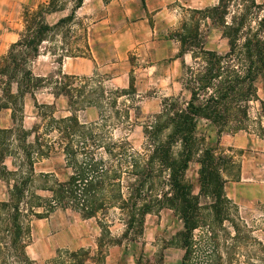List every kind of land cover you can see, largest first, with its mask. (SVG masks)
I'll return each instance as SVG.
<instances>
[{"label": "rangeland", "instance_id": "obj_1", "mask_svg": "<svg viewBox=\"0 0 264 264\" xmlns=\"http://www.w3.org/2000/svg\"><path fill=\"white\" fill-rule=\"evenodd\" d=\"M211 1H216L215 6L220 3V0ZM227 1H230L227 16L229 25L232 24L233 18L246 16L244 30L259 29V23L264 18V0H255L256 5L251 4L250 0ZM187 2L177 1V6L181 7L184 15V23L178 32L185 33L182 31L184 25L192 30L198 24L206 42V49L221 54L228 52V40L222 37V27L213 26L210 19L204 22L207 16L210 17V13L204 9L201 14H196L195 10L187 6ZM66 5L64 12L47 15L46 21L55 25L60 19L69 16L73 4L68 2ZM214 5L212 6L215 7ZM142 7L147 8V0H85L75 20L56 32L52 39L44 44L40 57L28 67L35 80H43L36 82L38 88L35 97L27 95L23 99V110L15 107V122L12 119V110L2 111L0 115L1 128L14 130L10 141L0 146V155H7L6 166L9 171L18 172L23 163L22 158H26L23 153L24 146L33 144L32 130L35 126H38L39 134L43 135L48 147L41 154L35 152L36 148L33 150L36 175H53L60 181L67 180L71 170L66 165L67 157L62 150V144L68 143H71L75 150L81 148L88 153L87 157L79 154L78 158H97L107 163L115 158H127L128 161L140 158L143 162L151 157L153 148L146 130L150 131V126L156 124L155 116L163 114L166 100L177 99L181 109H185L190 99L185 67H192L194 59L191 54L188 55L182 72L171 75L169 80L168 72L171 70L161 59L165 46L162 43L152 45L147 42L150 34L143 26L133 24L140 20L139 11L144 14ZM37 10L34 5L24 8L22 31L25 13ZM136 37H142L143 43H135ZM103 39L106 41H102ZM95 42L105 47L103 51H95V55L98 53L99 64L108 62L107 50L113 49L114 59L111 61L115 66L112 72L118 74L119 78L126 75V88L121 86L120 81L116 86L113 83L114 74L99 70V65H96L91 74L71 75V79L63 80L62 76L66 73L64 64L77 58L91 60L93 54L90 46H94ZM2 59L3 57L0 61ZM151 66H155V73H152ZM198 68L193 66L194 70ZM102 69L104 70V67ZM61 82H65L68 88L60 87ZM65 90L71 92V104L68 97L55 96L56 92L61 94ZM209 94L202 97V100H206ZM1 95L0 84V98ZM257 95L258 101L249 104L248 120L241 125V131L236 133H239L242 142L241 149L231 147L229 142L225 141L232 140L230 137H235V133H225L218 138V128L210 125V121L201 120L198 124V138H205V144L208 143L209 146L212 142V146L217 148L216 155L229 160L228 164L221 166V174L225 180V194L230 203L222 207V223L214 220L210 208L213 204L210 189L207 190V195L204 190L201 191V165L198 156L194 158L185 178L192 194L199 198L204 220L202 226L194 233L189 264H264V200L251 198L247 194L250 189L259 191L260 185L264 186V169L250 164L253 167L246 166L245 171L243 170L244 158H258L261 155L264 158V78L257 83ZM81 100L83 101L80 104ZM87 101L95 104L91 106ZM73 115L79 119L82 129L80 133L73 132L69 141L61 140V135L55 130H46L47 126L54 125L53 120ZM22 130L31 133L25 140L22 139ZM168 134L169 131L164 132L162 140H165ZM173 149L174 153L181 151L179 144ZM157 170L160 169L155 166V175ZM244 173L247 175L245 179L242 178ZM160 175L161 179L156 180L154 188L150 185L147 188V193L151 192L150 196H159L161 192L169 190L165 185L169 173L160 172ZM238 183H241L242 190L238 189ZM36 185L38 188L43 186V181ZM36 192L43 197L49 196L40 189H36ZM8 198V187L0 178V204ZM24 213L26 217L23 221L31 229L28 253L38 264H54L58 260L64 263L85 260V264L184 262L185 241L180 235L184 222L169 207L146 216L144 234L138 240L133 237L123 238L125 224L120 219V210L116 207L110 208L105 221H102L104 214H100L97 219L83 220L71 211L58 210L48 214L47 209L38 210L37 214L48 216L44 219L26 214L25 211ZM102 224L106 227L102 228ZM1 226L0 224V239H3L6 235L1 233ZM104 228L110 233H106ZM116 241H121V244ZM6 262L4 264L13 263L11 259Z\"/></svg>", "mask_w": 264, "mask_h": 264}, {"label": "trees", "instance_id": "obj_2", "mask_svg": "<svg viewBox=\"0 0 264 264\" xmlns=\"http://www.w3.org/2000/svg\"><path fill=\"white\" fill-rule=\"evenodd\" d=\"M68 2L73 4L70 15L60 19L57 24L50 25L46 16L64 12ZM84 2L85 0H50L38 7L36 12L25 13L24 30L19 40L0 61L3 98H0V114L3 110H12V119L15 122V107L23 110V99L27 95L35 97L37 83L43 80H35L31 69L28 68L29 64L40 57L44 44L48 43L56 32L75 20ZM229 2L220 0L218 6L206 9L210 17L207 16L204 20L205 22L210 19V24L222 27V37L228 40L229 45L225 54L206 49V42L198 24L192 30L184 25L186 29L182 31L185 33L177 32L173 35L181 45L180 56L191 54L194 59L193 66L199 68L194 70L193 66L185 67L190 92L185 109H181L177 99L166 100L163 114L155 116L156 124L150 126V131L146 130L153 148L151 157L146 161L142 162L140 158L130 159L131 161L127 158H115L107 163L97 158H78L79 154L87 157L88 153L81 148L75 150L72 144L68 143L62 144V150L67 157L66 165L71 170L68 179L60 181L53 175H36L32 156L35 152L44 153L48 148L43 135L39 134L38 126L32 130L33 144L23 148L26 158H22L23 163L18 172L9 171L6 166L7 155H0V178L6 182L9 196L7 201L0 204L1 233L6 235L0 239V264H4L8 259L12 260V264H38L27 255L31 229L23 221L26 217L24 211L38 219L48 218L37 214L40 209H47L48 214L58 210L71 211L83 220L97 219L100 214H104L102 221H105L112 207L120 210V219L125 224L123 238L133 237L135 240L144 234L148 214L168 207L174 210L184 222V229L180 232L186 249L182 264H189L194 233L202 226L204 220L199 198L192 194L185 178L194 158L198 156L201 165V191L204 190L207 195V190L210 189V197L213 199L210 208L214 220L222 223V207L230 203L225 194V180L221 174V166L228 164L229 160L216 155L217 148L212 146V142L209 146L208 143L205 144V138H198V124L201 120L210 121V125L218 128V138L225 133L236 134L241 131V125L249 117V104L259 99L257 83L264 78V18L261 19L257 31L244 30L246 16L233 18L232 24L229 25ZM250 2L255 4V0ZM203 11L194 12L201 14ZM62 78L66 81L71 79V76L63 74ZM60 87L68 88V85L61 82ZM70 94L71 92L65 90L61 94L56 92L55 96H66L71 104L73 100ZM208 94L207 99L203 101L202 97ZM86 103L91 106L95 104L89 101ZM50 108L52 107H45ZM52 124L54 125L47 126L46 130L57 131L61 140L66 141L71 139L73 132L80 133L82 129L79 119L74 115L53 120ZM13 131L3 129L0 125V146L10 141ZM166 131H169V134L162 140ZM30 134L22 130V139L25 140ZM217 143L218 141L216 145ZM176 144L180 145L179 153H174ZM35 148L37 151L33 153ZM126 163L128 165L124 166ZM155 166L160 169L156 171L157 175L154 174ZM166 171L169 175L165 185L169 190L161 192L159 196H150L151 192L147 193L148 186L153 189L156 180L161 179L160 172ZM41 181L43 186L38 188L36 184ZM36 189L47 192L49 196L38 195ZM103 227L106 226L102 224ZM104 231L110 233L108 229L104 228ZM116 243L121 244V241ZM85 263V260L70 263L58 260L54 264Z\"/></svg>", "mask_w": 264, "mask_h": 264}, {"label": "crops", "instance_id": "obj_3", "mask_svg": "<svg viewBox=\"0 0 264 264\" xmlns=\"http://www.w3.org/2000/svg\"><path fill=\"white\" fill-rule=\"evenodd\" d=\"M47 0H0V58L5 57L10 47L15 44L19 38L20 34L22 33V14L24 8L26 7H36L38 8L39 5H42ZM137 1V0H134ZM177 1L182 2V0H147V8L144 10V14L140 12V20L136 21L135 25H141L143 28L150 34V38L147 42H150L152 45H157L162 43L165 46L162 55V61L167 64V67L171 70L168 72V79L171 80V75H177V73L182 72L183 65L190 54H186L184 57L180 56V43L177 39H174L173 33H177L178 30L182 27L184 23V15L183 10L180 6H177ZM187 6L192 8V10H204L210 7H213L216 3L211 0H186ZM184 6V5H182ZM215 6V5H214ZM110 33V32H109ZM127 33V32H126ZM111 40V38H110ZM101 41V40H100ZM106 41V40H102ZM135 43L142 44L143 39L142 37L134 38ZM100 43V42H99ZM98 43L95 42L94 46L91 47L92 51V59L87 58H77L72 59L71 62L65 63L63 66L64 73L66 75H88L94 72L96 69V65H99V70L107 71L109 74H114L113 83L117 86L118 81H120L121 86L126 88L128 85L125 84L126 75L122 78H119V75L112 72L113 67L115 64L111 61L114 59L113 57V49L108 48L107 58L108 62L106 61L104 64L98 63V53L95 55V51H103L105 47L103 45H97ZM102 48V49H100ZM104 67V70L102 67ZM101 68V69H100ZM153 69L152 73L156 72L155 66H151ZM9 111V109L3 110V112ZM6 114V113H5ZM5 114H2L3 116ZM1 115V114H0ZM1 121V120H0ZM1 124V122H0ZM241 133V132H240ZM232 140L226 139L225 141L229 142L228 145L231 147H236L237 149L243 148L240 146L242 144L240 140L239 133L235 135V137H230ZM244 171L245 167L253 165H257L260 168L264 169V158L263 156H259L258 158H244ZM253 164V165H250ZM246 174L242 175V178H246ZM241 183H238V189L242 190ZM254 190V191H253ZM248 196L251 198H255L258 200H264V186L260 185L259 191L255 189H250L247 192ZM31 245V244H30ZM28 246V248L30 247ZM27 248V255L33 259L29 253ZM91 261V259H90Z\"/></svg>", "mask_w": 264, "mask_h": 264}]
</instances>
